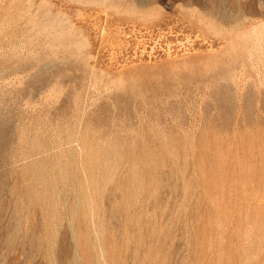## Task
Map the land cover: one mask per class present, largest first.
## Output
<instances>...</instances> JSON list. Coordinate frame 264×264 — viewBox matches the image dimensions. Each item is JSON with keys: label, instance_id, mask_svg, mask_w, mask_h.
<instances>
[{"label": "rangeland", "instance_id": "1", "mask_svg": "<svg viewBox=\"0 0 264 264\" xmlns=\"http://www.w3.org/2000/svg\"><path fill=\"white\" fill-rule=\"evenodd\" d=\"M0 264H264V0H0Z\"/></svg>", "mask_w": 264, "mask_h": 264}]
</instances>
